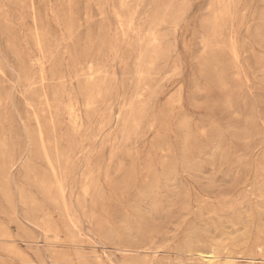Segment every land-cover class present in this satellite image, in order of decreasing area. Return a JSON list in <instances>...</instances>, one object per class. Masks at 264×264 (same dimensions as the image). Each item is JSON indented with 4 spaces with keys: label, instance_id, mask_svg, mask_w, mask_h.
Listing matches in <instances>:
<instances>
[{
    "label": "rangeland",
    "instance_id": "obj_1",
    "mask_svg": "<svg viewBox=\"0 0 264 264\" xmlns=\"http://www.w3.org/2000/svg\"><path fill=\"white\" fill-rule=\"evenodd\" d=\"M0 264H264V0H0Z\"/></svg>",
    "mask_w": 264,
    "mask_h": 264
},
{
    "label": "bare ground",
    "instance_id": "obj_2",
    "mask_svg": "<svg viewBox=\"0 0 264 264\" xmlns=\"http://www.w3.org/2000/svg\"><path fill=\"white\" fill-rule=\"evenodd\" d=\"M32 9V8H31ZM34 17V16H33ZM34 19V18H33ZM34 22V21H33ZM71 39V38H70ZM37 47V46H36ZM37 49H38V47H37ZM76 80V79H75ZM36 86V85H35ZM91 98V97H90ZM77 104V103H76ZM74 110V109H73Z\"/></svg>",
    "mask_w": 264,
    "mask_h": 264
}]
</instances>
